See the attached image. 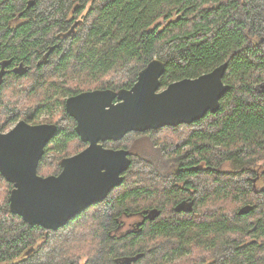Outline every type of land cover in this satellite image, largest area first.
<instances>
[{
  "label": "trees",
  "instance_id": "1",
  "mask_svg": "<svg viewBox=\"0 0 264 264\" xmlns=\"http://www.w3.org/2000/svg\"><path fill=\"white\" fill-rule=\"evenodd\" d=\"M153 60L165 65L161 88L226 64L219 110L110 143L130 151L122 183L57 231L13 215L12 185L0 175V264H127L138 255L134 264H264V188H255L264 177V94L255 90L264 82V0H0V63L10 62L0 131L55 125L37 172L57 176L61 160L85 147L66 100L129 90ZM19 65L26 73L14 72ZM187 198L193 213L175 210ZM152 210L156 219L114 234L120 217Z\"/></svg>",
  "mask_w": 264,
  "mask_h": 264
},
{
  "label": "water",
  "instance_id": "2",
  "mask_svg": "<svg viewBox=\"0 0 264 264\" xmlns=\"http://www.w3.org/2000/svg\"><path fill=\"white\" fill-rule=\"evenodd\" d=\"M33 4L29 2L27 8ZM9 63H0V82ZM26 70L19 65L14 72L22 75ZM164 71V63L153 60L138 74L129 90H96L68 98L65 111L76 124L75 134L88 147L62 160L57 176L42 177L37 172L44 149L57 132L55 125L19 121L9 131H0V175L12 185L10 212L29 226L59 230L90 206L102 202L122 183L120 175L130 164L128 152L105 149L100 142H117L129 133L190 125L208 113H216L221 98L229 90L223 83L226 64L163 89L160 79ZM255 90L264 94V82ZM251 211V206H243L238 215ZM158 216L159 212L152 210L144 220ZM140 257L125 263L134 264Z\"/></svg>",
  "mask_w": 264,
  "mask_h": 264
},
{
  "label": "flooded vegetation",
  "instance_id": "3",
  "mask_svg": "<svg viewBox=\"0 0 264 264\" xmlns=\"http://www.w3.org/2000/svg\"><path fill=\"white\" fill-rule=\"evenodd\" d=\"M17 67H15L14 69H16ZM14 69H12V71L14 70ZM0 70H1V68H0ZM164 89V88H163ZM117 101H115V103H116ZM40 125H42V124H40ZM75 126H76V124H75ZM75 129V128H74ZM132 133H129V134H127L124 138H122L120 141H122L123 139H125L127 136H130ZM77 136V135H76ZM78 137V136H77ZM79 138V137H78ZM80 140V139H79ZM120 141H117V142H120ZM81 142V141H80ZM117 142H114V141H107V142H104V143H102V142H100L99 144L101 145V146H103L105 149H108V150H113V151H127L128 152V156H127V158H128V160H129V163L131 164V155H130V151L129 150H127V149H122V148H115V147H112L111 145H110V143H112V144H115V143H117ZM82 143V142H81ZM85 147H84V149H82L81 151H79V152H77V153H75V154H73V155H71V156H68V157H64V159H62V160H65V159H69V158H72V157H74V156H76V155H78V154H80V153H82L87 147H88V144H84V143H82ZM61 160V161H62ZM130 164H129V167H130ZM202 166V165H201ZM129 167H128V169H129ZM195 168V167H194ZM194 168H193V170H194ZM128 169L125 171V172H123L121 175H120V177L122 178V181H123V177H124V174L128 171ZM203 170V166L202 167H200V169L199 170ZM120 186V185H119ZM119 186H117V187H115L114 189H112L109 193H108V195H107V197L112 193V191H114L115 189H117ZM107 197L104 199V200H106L107 199ZM103 200V201H104ZM102 201V202H103ZM102 202H100V203H102ZM100 203H97V204H94V205H98V204H100ZM93 206V205H92ZM175 210H177V211H181V212H184V213H193V204H192V201L189 199V198H187V199H183V200H181L179 203H178V205L176 206V208H175ZM82 214V213H81ZM80 214V215H81ZM79 216V215H78ZM77 216V217H78ZM146 217V214L145 215H143V214H141V215H136V216H127V217H125V216H122V217H120V221H122V223L120 224V226H119V228L118 229H116V230H114V234H116V235H125V234H127V233H131V232H134L136 229L138 230V229H140V227L141 226H143L144 224H146V221H148V220H144V218ZM75 219V218H74ZM145 221V222H144ZM139 224H141V225H139ZM139 225V226H138ZM135 229V230H134Z\"/></svg>",
  "mask_w": 264,
  "mask_h": 264
},
{
  "label": "rangeland",
  "instance_id": "4",
  "mask_svg": "<svg viewBox=\"0 0 264 264\" xmlns=\"http://www.w3.org/2000/svg\"><path fill=\"white\" fill-rule=\"evenodd\" d=\"M15 125H16V123L11 124L10 127H9V129H8V131H9L10 129H12ZM158 135H159V134H158ZM155 148H156V147H155ZM220 169H221V172H227V171L230 170L231 168H230V165H229V164H225V165L222 166ZM259 185H260V186H259ZM255 188H256V190L264 188V177L258 180V185L255 186Z\"/></svg>",
  "mask_w": 264,
  "mask_h": 264
}]
</instances>
